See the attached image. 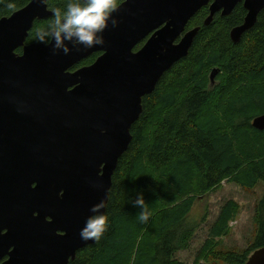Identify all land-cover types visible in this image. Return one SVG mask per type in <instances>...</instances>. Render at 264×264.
Here are the masks:
<instances>
[{
	"label": "water",
	"instance_id": "water-1",
	"mask_svg": "<svg viewBox=\"0 0 264 264\" xmlns=\"http://www.w3.org/2000/svg\"><path fill=\"white\" fill-rule=\"evenodd\" d=\"M47 1L0 18V264H69L94 243L80 237L89 209L103 201L105 214L144 96L200 30L187 23L204 6L209 25L242 2L244 21L229 34L237 43L264 9V0H123L103 47L64 55L26 43L35 21L52 15ZM96 51L93 63L71 70ZM218 72L209 73L213 85ZM251 122L264 130V113ZM247 260L264 264V246Z\"/></svg>",
	"mask_w": 264,
	"mask_h": 264
},
{
	"label": "trees",
	"instance_id": "trees-1",
	"mask_svg": "<svg viewBox=\"0 0 264 264\" xmlns=\"http://www.w3.org/2000/svg\"><path fill=\"white\" fill-rule=\"evenodd\" d=\"M30 1L18 0V9ZM66 3L50 0L48 5L52 10ZM244 8L238 3L230 15L218 13L205 25L209 6H204L187 23V29L200 26L189 54L144 96L143 111L131 126L132 141L109 190L108 230L79 249L69 264H183L175 254L189 247L196 232L197 221L189 218L196 199L226 180L247 188L264 181V130L251 122L264 113V9L234 43L230 30L244 21ZM51 16L35 21L26 43L38 42L36 33ZM95 59L96 54L72 69ZM215 67L220 72L213 85L209 73ZM140 192L150 212L147 223L138 220L141 210L132 204ZM236 209L233 199L221 206L203 249L213 262L195 264H246L249 252L210 249L229 231ZM255 211L252 252L264 246V194Z\"/></svg>",
	"mask_w": 264,
	"mask_h": 264
},
{
	"label": "clouds",
	"instance_id": "clouds-1",
	"mask_svg": "<svg viewBox=\"0 0 264 264\" xmlns=\"http://www.w3.org/2000/svg\"><path fill=\"white\" fill-rule=\"evenodd\" d=\"M40 2L46 3V0ZM120 5L121 0H67L65 7L52 9L50 21L37 31L36 39L46 47L50 46L53 54L69 55L73 49L103 47L104 32L109 26L115 28L119 25L115 13ZM17 10L18 0H0V14L14 15ZM132 204L141 210L138 220L147 223L150 212L143 192L137 194ZM104 208L105 203L101 201L89 209L91 215L80 231L82 240L99 241L104 236L109 227L108 216L102 211Z\"/></svg>",
	"mask_w": 264,
	"mask_h": 264
},
{
	"label": "rangeland",
	"instance_id": "rangeland-1",
	"mask_svg": "<svg viewBox=\"0 0 264 264\" xmlns=\"http://www.w3.org/2000/svg\"><path fill=\"white\" fill-rule=\"evenodd\" d=\"M49 1H47L48 4ZM218 13L221 14V12ZM263 194L264 181H259L253 188H247L231 180H226L211 193L202 197L199 196L189 215V218L192 216L191 219L197 221L196 232L188 248L177 250L176 259L183 264H195L199 260L201 263L204 261L213 262L211 255L203 249H205V244L209 239V229L215 222L221 206L230 199L238 203L237 212L228 223L229 231L222 237L213 240L210 249L212 251L234 250L240 254L249 252L250 256L254 252L251 251L250 247L254 243L257 231L254 221L255 209ZM217 263L225 264L223 262Z\"/></svg>",
	"mask_w": 264,
	"mask_h": 264
},
{
	"label": "flooded vegetation",
	"instance_id": "flooded-vegetation-1",
	"mask_svg": "<svg viewBox=\"0 0 264 264\" xmlns=\"http://www.w3.org/2000/svg\"><path fill=\"white\" fill-rule=\"evenodd\" d=\"M122 1H123V0H121V3H122ZM95 54H96V59H97V57L100 56V55L102 54V51L92 52V54H91L90 56H88L87 58H89V57H91V56H93V55H95ZM85 59H86V58H85ZM85 59L81 60V61L78 62V63L83 62ZM96 59H95V60H96ZM95 60H94V61H95ZM94 61H93V62H94ZM93 62H92V63H93ZM78 63H76L75 65H77ZM85 65H87V64L80 65L79 67H82V66H85ZM79 67H77V68H75V69H72L73 66H71V70H76V69H78ZM4 258H5V257H4Z\"/></svg>",
	"mask_w": 264,
	"mask_h": 264
},
{
	"label": "bare ground",
	"instance_id": "bare-ground-1",
	"mask_svg": "<svg viewBox=\"0 0 264 264\" xmlns=\"http://www.w3.org/2000/svg\"><path fill=\"white\" fill-rule=\"evenodd\" d=\"M196 13H197V12H196ZM168 70H169V69H168ZM166 71H167V70H166ZM166 71H165V72H166ZM165 72H164V73H165Z\"/></svg>",
	"mask_w": 264,
	"mask_h": 264
}]
</instances>
